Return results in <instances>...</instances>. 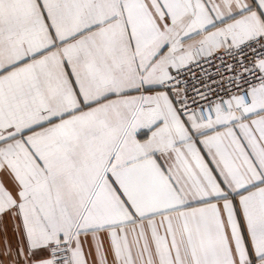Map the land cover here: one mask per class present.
<instances>
[{
    "label": "snow or ice",
    "instance_id": "snow-or-ice-1",
    "mask_svg": "<svg viewBox=\"0 0 264 264\" xmlns=\"http://www.w3.org/2000/svg\"><path fill=\"white\" fill-rule=\"evenodd\" d=\"M0 264H264V0H0Z\"/></svg>",
    "mask_w": 264,
    "mask_h": 264
}]
</instances>
